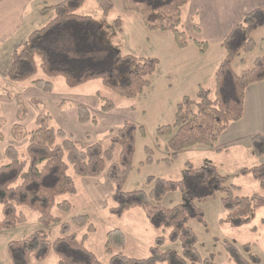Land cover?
<instances>
[{"label":"trees","instance_id":"1","mask_svg":"<svg viewBox=\"0 0 264 264\" xmlns=\"http://www.w3.org/2000/svg\"><path fill=\"white\" fill-rule=\"evenodd\" d=\"M84 0H60L53 5L43 4L40 16L54 14L44 26L28 33L20 50L11 54L6 76L14 82L30 80L42 92L54 88L52 78L62 77L65 84L74 88L92 80L116 95L135 99L151 86V76L156 71L159 59L120 55L117 46L101 45L97 42V29L92 16L78 15L75 11ZM189 0H119L121 8L140 17L146 30H161L171 33L178 49L187 47L189 40L201 51L206 50L205 42L194 40L181 29L182 7ZM104 16L113 8L112 0H96ZM118 27L119 18L115 20ZM264 25V7L247 11L242 19L233 25L220 42L223 59L213 75V96L210 91L197 86L196 99L188 95L180 98L175 106L171 124L160 125L158 135H167V156L161 159L170 165L179 151L195 145L215 148L217 138L227 126L238 121L243 114L245 89L253 83L264 81V53L257 56L250 68L242 73L233 70V61L242 54L254 50L256 41L252 36ZM41 72L42 77H35ZM120 80V81H119ZM16 103L17 122L11 127V137L20 142L27 141L26 158L15 144L4 148L6 162L0 164V205L3 218L0 229H13L26 221L19 209L27 207L38 214L40 226L59 224V236L50 240L43 229L36 230L27 238L7 243L6 249L11 264H30L32 260L43 261L54 250L57 264H213L212 255L203 257L197 248L198 236L189 225L190 219L205 224L203 210L196 202L221 191L220 202L228 218L253 216L264 206L260 194L239 195V187L229 182V176L221 174L213 164L189 167L185 178L167 180L148 176V190H125L124 185L133 170V155L136 135H144L143 126L124 121L109 138L104 148L98 142L78 148L75 142L61 128L51 125V116L37 99H31L37 112L34 127L27 130L23 122L27 108L21 96H10ZM102 112L112 110V100L101 97ZM80 122H95V117L83 105L76 106ZM5 117L0 108V141L4 139L2 128ZM252 154L264 155V135L254 134L250 138ZM119 154L114 160V152ZM151 149L147 148L146 163H151ZM79 177L105 175L112 185L111 198L115 203L110 212L121 216L132 207L142 209L145 218L155 229L167 231L154 238L146 257H131L121 249L125 246L126 235L119 229L109 230L105 235L104 250L109 258L102 263L86 248L85 242L95 227L86 214H78L70 221H62L53 215L56 207L68 212L71 204L57 197L75 194V181L69 170ZM238 174H249L264 189V162L243 167ZM194 190L201 192L194 193ZM179 192L181 202L165 207L162 199L167 193ZM198 193V194H197ZM250 219H244L248 222ZM85 227L80 237L72 227ZM166 241L178 243L180 251L163 248ZM249 243L240 247L224 241V249L235 264H261L257 254L252 253Z\"/></svg>","mask_w":264,"mask_h":264},{"label":"rangeland","instance_id":"2","mask_svg":"<svg viewBox=\"0 0 264 264\" xmlns=\"http://www.w3.org/2000/svg\"><path fill=\"white\" fill-rule=\"evenodd\" d=\"M59 1L37 0L38 4L35 5L40 10L43 4L53 5ZM112 2L113 8L106 16L98 9L96 0H84L75 13L92 16L97 29V42L99 44L117 46L120 55L131 54L136 57H156L159 59L158 70L152 76L153 94L148 96L149 90L146 89L137 98L126 99L105 88L99 80H92L70 88L65 84L62 77L50 79L54 84L53 90L42 92L32 85L30 80L23 82L9 80L6 76L7 67L4 74L9 80V84L6 85L0 78V106L5 108L6 113V121L2 128L4 139L0 141V148L3 146L5 148L7 144H15L21 158H26L27 141L17 142L10 134L12 125L17 122V117L15 114L16 103L8 95L23 98L28 111L27 118L23 122L27 130L34 127L37 112L31 101L34 98L39 100V103L50 114L51 125L64 130L76 146L81 149L95 142L105 148L109 143V138L124 121L143 126L144 135L137 134L135 139L133 170L124 185V189L127 191L148 190L150 188L146 184L148 176L179 180L185 178V171L190 166L198 168L204 164H213L221 174L229 176L230 183L239 187L237 194L251 195L256 193L264 196V189L249 174H238L241 168L256 165L260 161L259 157L252 154L250 141L247 146L240 143L238 149H231L228 152L225 150L218 152L214 151V148L195 145L179 151L170 165L161 160L167 156L168 136L158 135L157 127L172 123L175 106L182 96L188 95L196 99L198 85L209 90L210 96H213L214 73L211 70H216L220 57H223V49L220 44L208 41L207 49L201 51L189 40L187 47L178 49L170 32L146 30L137 14L123 10L119 0H112ZM35 5L26 14L25 29L15 34L14 38L12 36L5 43L0 44V66L5 59L10 64L12 52L22 48L28 33L44 26L54 18L52 13L47 16H40L38 12L35 15ZM182 12L185 18L186 7H182ZM117 18L121 21L119 27L115 22ZM181 29L185 31L182 26ZM25 32L28 33L23 35ZM186 34L191 36L188 32ZM252 36L256 41V46L253 51L242 54L243 62L239 61L240 58L233 61L232 67L236 73L240 74L250 68L254 59L264 53V25L253 32ZM197 66L202 67V70H198ZM42 76L43 74L39 72L35 77ZM101 97L112 100L115 107L108 112H102L100 109L103 105ZM78 104H83L89 109L95 117V122L78 121L76 110ZM7 105L12 106V112L6 108ZM147 148L151 149L153 160L151 163L145 162ZM118 154L119 148L117 147L114 152V160L117 159ZM4 160L0 164L6 162V159ZM69 174L75 181L77 191L75 194L59 196L57 201L67 200L70 202L71 208L68 212H61L54 207L52 213L60 217L62 221H70L72 217L78 214L88 215L89 222L93 224L95 231L89 234L85 246L102 263H107L109 258L104 250V241L106 233L111 229L119 228L126 235L125 246L121 251L127 256L138 258L148 255L149 247L154 244L156 236L161 234L166 236L167 231L163 232L161 229L153 228L145 218L142 209L138 207L130 208L121 216L110 212V207L114 206L115 203L111 198V186L105 185L106 181L108 185L111 184L107 178H102L103 176L79 177L74 175L71 169ZM193 192L200 193L201 190H194ZM221 196L222 192L218 191L214 196H208L203 201L196 202L203 210L205 224L190 219L189 225L198 236L197 248L199 252L203 257L212 255L213 264H235L225 252L224 241H230L239 247L249 243L252 253L257 254L261 259V264H264V206L258 208L253 216L228 218L220 202ZM181 199L182 196L179 192H170L162 199V204L165 207H172L181 202ZM19 209L25 214L26 221L13 229H0V264H11L6 249L7 243L10 241L27 238L39 229H43L50 240L59 236L58 223H53L47 227L40 226L36 212L23 206ZM2 218L0 205V220ZM246 218L250 220L244 222ZM72 232L77 233L80 237L86 232V229L85 227L73 226ZM163 248L180 251L178 243L169 241H166ZM30 264H57V257L54 250H51L43 261L32 260Z\"/></svg>","mask_w":264,"mask_h":264},{"label":"crops","instance_id":"3","mask_svg":"<svg viewBox=\"0 0 264 264\" xmlns=\"http://www.w3.org/2000/svg\"><path fill=\"white\" fill-rule=\"evenodd\" d=\"M35 4H38L37 0H0V44L5 43L12 36L14 38L15 34L25 29L26 14ZM36 5V11L35 13L33 12L35 15L39 12ZM183 7H186L187 14L184 18L183 12L181 13L182 27L186 33L188 32L191 35L190 38L205 42L207 45L209 42L220 44L230 28L238 23L247 11L253 8H263L264 0H189ZM27 33L25 32L23 35ZM222 59L223 57H220L219 63ZM8 65L9 61L5 59L0 66V78L6 85L9 84V80L5 77L4 71ZM158 65H160V62ZM197 69L202 70V67L197 66ZM157 70L158 66L153 75ZM211 71L212 73L215 72V70ZM152 76L151 86L147 88L149 90L148 96L153 94L154 83ZM0 108L6 121L5 108L2 105ZM6 108L12 112L11 105H7ZM254 134L264 135V81L247 86L242 117L238 121L232 122L230 126L228 125L218 136V143L214 151L225 150L228 152L231 149H238L240 143H244L247 146L251 136ZM259 158L258 164L264 162V155ZM4 159L3 146L0 148V162L5 161ZM104 176L101 175L102 178H106ZM104 180L106 181V179ZM105 185L111 186L112 189V185H108L107 181Z\"/></svg>","mask_w":264,"mask_h":264}]
</instances>
